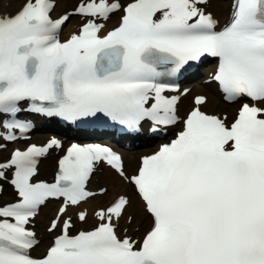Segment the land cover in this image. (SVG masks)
Instances as JSON below:
<instances>
[{
    "label": "snow or ice",
    "instance_id": "1",
    "mask_svg": "<svg viewBox=\"0 0 264 264\" xmlns=\"http://www.w3.org/2000/svg\"><path fill=\"white\" fill-rule=\"evenodd\" d=\"M14 2L0 0V9ZM18 2L0 11V114L15 117L26 105L70 123L103 115L129 129L149 121L159 132L181 123L187 95H169L179 92L169 81L204 57L218 59L211 79L222 99L241 106L229 122L196 95L175 138L140 157L132 173L110 147L73 143L54 182H34L40 159L63 145L53 138L14 150L0 162V180L13 170L16 195L0 205V264H264V0H231L220 30L212 0H76L58 18L54 0ZM72 16L82 23L62 40ZM30 126L4 122L2 139L15 141L12 130ZM100 165L134 189L140 211L118 190L92 211L91 230L73 231L74 217L88 222L84 205L109 192L89 190ZM50 200L61 201L47 227L57 234L34 257L41 241L28 225Z\"/></svg>",
    "mask_w": 264,
    "mask_h": 264
},
{
    "label": "bare ground",
    "instance_id": "2",
    "mask_svg": "<svg viewBox=\"0 0 264 264\" xmlns=\"http://www.w3.org/2000/svg\"><path fill=\"white\" fill-rule=\"evenodd\" d=\"M128 1V0H127ZM126 0H123V2H127ZM76 0H56V8L54 10V14H61L64 13L68 10H72L73 7L75 6ZM229 5H230V1L229 0H212V3L210 4L209 7V11H211L214 16L222 23L225 21L227 14H228V10H229ZM19 7V2L18 0H16V2L13 3V6L11 8H3L0 9V11H11L14 12L16 11V9ZM116 18L118 17L117 14H113L111 16V18ZM76 18L75 17H71L70 18V22L69 25L67 27L64 28L63 33H65V37L72 31V27L74 24H76ZM189 87V86H186ZM192 92L195 93H203L206 94V97H208V103L206 106L204 107H211L213 105L219 104L221 103V98L219 96V94L217 93L215 86L213 84H203L200 86H193ZM192 101V97L189 98L188 96H184L183 98H181L180 104H179V112L183 110V106H185L186 104L190 103L189 106H185L184 110L185 112L192 106L191 104ZM187 107V110H186ZM227 108H229L227 112V114L230 115V113H232L234 106L229 105L227 106ZM184 112V113H185ZM34 140L37 142H40L41 140H39L38 138L34 137ZM8 150V148H7ZM7 150L5 151H1L0 154L5 153ZM152 150L151 149H141L139 151L142 152H146ZM123 158H124V162H125V167L128 170L130 167H132L135 163L138 164L137 159L138 157L136 156V151H123ZM55 167V155L50 152L45 159H43L41 161L40 167H39V177L42 178L47 177L50 173L51 168L53 169ZM104 182V183H103ZM100 183H103L102 186H106L109 189V193L103 197H98V200L92 204L90 202L89 205H87V209L89 210V213L91 212L93 206L97 205V204H102L103 202L107 201L110 198H113V195L119 190L121 192H126L127 190V185H121L119 184L118 180L115 178V175L112 171L110 170H104L101 175L99 176V178H95L94 180L92 179L89 187H91L93 190H97L99 189L101 186H99ZM6 195H0V201L5 199ZM96 199V198H95ZM111 200V199H110ZM132 203H133V209L132 210H136V208H134L136 205L137 207H139L140 210V205L138 203L137 200H135L134 198H132ZM54 212V208L52 204H46L45 207L40 211V216L38 218V220L36 221V230H37V235L38 237H40V245L33 250V254L35 256H38L40 254H42V252L45 250L46 246H48L50 244V238L48 236H46L44 234V227L42 226L43 221L46 219L47 215L50 213ZM147 223V222H145Z\"/></svg>",
    "mask_w": 264,
    "mask_h": 264
}]
</instances>
